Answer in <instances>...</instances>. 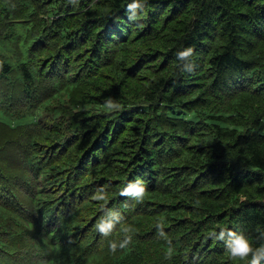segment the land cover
<instances>
[{"label": "trees", "instance_id": "trees-1", "mask_svg": "<svg viewBox=\"0 0 264 264\" xmlns=\"http://www.w3.org/2000/svg\"><path fill=\"white\" fill-rule=\"evenodd\" d=\"M130 3L0 0V264L264 245V0Z\"/></svg>", "mask_w": 264, "mask_h": 264}, {"label": "clouds", "instance_id": "clouds-1", "mask_svg": "<svg viewBox=\"0 0 264 264\" xmlns=\"http://www.w3.org/2000/svg\"><path fill=\"white\" fill-rule=\"evenodd\" d=\"M138 0H131V3L128 4L129 8L138 7ZM192 49L187 48L183 52L178 53L180 58L187 57L191 55ZM106 111H109V108L105 107ZM133 193L137 198L143 199L145 196V182L137 181V184H132L128 188L122 190L121 194H129ZM110 228V224H105L101 226V231L107 232ZM221 228L219 232V236L217 239H222L225 235V229ZM216 233V229H213L209 235L214 236ZM228 235L231 237L229 241H227V246L225 247V251L229 255V257L233 260L239 261H247V264H260L261 260H264V245H260L258 247L253 246V241L248 236L244 235L243 232H234L232 230H228ZM251 254V255H249Z\"/></svg>", "mask_w": 264, "mask_h": 264}]
</instances>
